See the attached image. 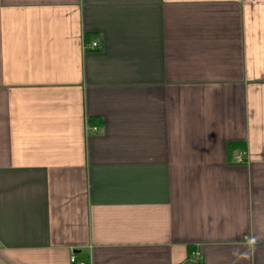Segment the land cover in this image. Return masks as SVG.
I'll use <instances>...</instances> for the list:
<instances>
[{
  "label": "crops",
  "instance_id": "1",
  "mask_svg": "<svg viewBox=\"0 0 264 264\" xmlns=\"http://www.w3.org/2000/svg\"><path fill=\"white\" fill-rule=\"evenodd\" d=\"M72 255L264 264V0H0V264Z\"/></svg>",
  "mask_w": 264,
  "mask_h": 264
},
{
  "label": "built area",
  "instance_id": "2",
  "mask_svg": "<svg viewBox=\"0 0 264 264\" xmlns=\"http://www.w3.org/2000/svg\"><path fill=\"white\" fill-rule=\"evenodd\" d=\"M89 47L92 49H95L98 47V43L96 41H93L89 44ZM94 129H97V127H94ZM233 159L236 163H245L247 161L246 152H241V153L235 155L233 157ZM70 260H71V262H78L77 257L75 255H72ZM78 263L79 264H88V263L83 262V261H79Z\"/></svg>",
  "mask_w": 264,
  "mask_h": 264
}]
</instances>
